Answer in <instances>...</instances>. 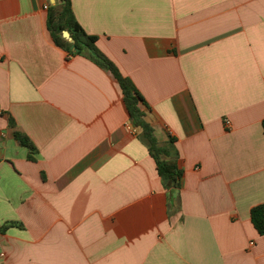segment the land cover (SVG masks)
Segmentation results:
<instances>
[{
  "label": "crops",
  "instance_id": "crops-1",
  "mask_svg": "<svg viewBox=\"0 0 264 264\" xmlns=\"http://www.w3.org/2000/svg\"><path fill=\"white\" fill-rule=\"evenodd\" d=\"M49 3L0 0V264H264V0H71L173 139L179 188L110 71L53 42Z\"/></svg>",
  "mask_w": 264,
  "mask_h": 264
},
{
  "label": "trees",
  "instance_id": "trees-1",
  "mask_svg": "<svg viewBox=\"0 0 264 264\" xmlns=\"http://www.w3.org/2000/svg\"><path fill=\"white\" fill-rule=\"evenodd\" d=\"M46 25L53 42L66 50L69 54L79 53L91 59L98 66L110 71L118 82L122 98L129 114L130 124L139 131V136L145 141L150 155L155 161V168L162 182L167 188H179L182 176L181 169L174 158L177 154L173 139L161 143L154 134V128L145 118V111L141 105L147 106L132 80L123 75L116 63L102 52L95 44L97 37L88 34L76 21L72 10L71 0H56L49 3ZM66 29L72 36L78 51L70 49V42L61 32ZM13 124V120H10ZM264 132V119L261 121ZM18 142L28 147L29 151L35 149L28 136L18 130L14 131ZM31 158V155H29ZM250 219L258 233L264 234V204L254 205L250 209Z\"/></svg>",
  "mask_w": 264,
  "mask_h": 264
},
{
  "label": "water",
  "instance_id": "water-1",
  "mask_svg": "<svg viewBox=\"0 0 264 264\" xmlns=\"http://www.w3.org/2000/svg\"><path fill=\"white\" fill-rule=\"evenodd\" d=\"M51 3H55V0H51ZM61 34L66 40L70 42V49L74 51H78V47L75 45L74 40L70 35V33L66 29H64L62 30Z\"/></svg>",
  "mask_w": 264,
  "mask_h": 264
},
{
  "label": "built area",
  "instance_id": "built-area-1",
  "mask_svg": "<svg viewBox=\"0 0 264 264\" xmlns=\"http://www.w3.org/2000/svg\"><path fill=\"white\" fill-rule=\"evenodd\" d=\"M44 7H48V5L46 4V5H44ZM225 123L226 124H228V121H225ZM126 127L128 128V129H130V130H136V128H134L130 123H127L126 124Z\"/></svg>",
  "mask_w": 264,
  "mask_h": 264
}]
</instances>
